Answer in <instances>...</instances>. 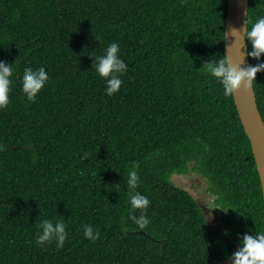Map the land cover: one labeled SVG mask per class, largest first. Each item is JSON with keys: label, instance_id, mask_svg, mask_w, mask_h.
<instances>
[{"label": "trees", "instance_id": "obj_1", "mask_svg": "<svg viewBox=\"0 0 264 264\" xmlns=\"http://www.w3.org/2000/svg\"><path fill=\"white\" fill-rule=\"evenodd\" d=\"M228 3L0 0V61L14 81L0 109V264H232L243 235L264 230L250 140L205 70L225 54ZM259 16L264 0H250L248 19ZM112 42L128 69L109 97L93 65ZM27 67L49 75L35 103L17 79ZM253 81L264 120V69ZM190 173L208 181L221 227L174 183ZM135 192L150 201L144 229L128 219ZM45 219L65 223L63 248L36 243Z\"/></svg>", "mask_w": 264, "mask_h": 264}, {"label": "clouds", "instance_id": "obj_2", "mask_svg": "<svg viewBox=\"0 0 264 264\" xmlns=\"http://www.w3.org/2000/svg\"><path fill=\"white\" fill-rule=\"evenodd\" d=\"M249 24L251 25L250 28L248 26ZM232 35L236 37L237 33L235 30ZM245 36L250 41V46L252 48V51L249 53L250 56L259 58L264 54V16H259L252 21H250L247 16L245 22ZM227 38L228 33L224 32L223 41H226ZM119 52V44L117 42H112L108 44L104 50V54L96 56V62L93 65L96 73L100 77L105 78L107 85L105 92L109 97L120 90L123 83L120 77L123 76L128 69V65L121 58ZM262 69H264V64L250 66L247 69L233 64L229 57L228 49L225 54L216 61L207 62L205 68V70L211 73L222 85L225 96L234 95L236 92L240 91L241 88L249 90L252 86V81L255 80L257 72ZM12 76V65L0 61V109L7 107L10 102L9 95L14 86V81L11 79ZM17 79L22 80L21 91L26 96L27 101L35 103L38 93L49 81V75L44 67H39L36 70L27 67L24 69L22 77L17 76ZM86 156L87 154H84L81 156V159H84ZM128 177V187L130 189H136L139 183V176L135 168L129 171ZM130 204L132 211L129 212L128 219L139 228H146L150 224V219L146 215V210L150 205L149 199L147 196L135 192V194L130 196ZM137 209L141 210L139 217L133 214ZM211 218L212 213L210 211L207 219ZM39 228L42 229V232L36 237V243L38 245H44L45 243L55 241L58 249L63 248L68 237L66 225L63 221H56L53 223V221L45 219L41 221ZM83 228L85 239L95 243L100 238L99 231H94L92 226L84 225ZM225 234H227V232ZM240 245L239 249L230 257L232 264H264V230L255 231L254 235L244 234Z\"/></svg>", "mask_w": 264, "mask_h": 264}, {"label": "water", "instance_id": "obj_3", "mask_svg": "<svg viewBox=\"0 0 264 264\" xmlns=\"http://www.w3.org/2000/svg\"><path fill=\"white\" fill-rule=\"evenodd\" d=\"M250 0H229L225 32V52L228 49L233 64L247 69L252 66L249 55L248 39L245 36V22L248 16ZM236 37H233V31ZM234 102L242 125L250 140L260 176L264 196V120L259 111L254 81L249 90L241 88L234 95Z\"/></svg>", "mask_w": 264, "mask_h": 264}, {"label": "rangeland", "instance_id": "obj_4", "mask_svg": "<svg viewBox=\"0 0 264 264\" xmlns=\"http://www.w3.org/2000/svg\"><path fill=\"white\" fill-rule=\"evenodd\" d=\"M173 181L177 186L190 192L203 206H205L207 216L211 211L212 218L209 219V221L214 227L219 228L222 226L219 220L221 215L219 210L214 207V198L208 193V181L204 177L196 173H190L185 176H175Z\"/></svg>", "mask_w": 264, "mask_h": 264}]
</instances>
